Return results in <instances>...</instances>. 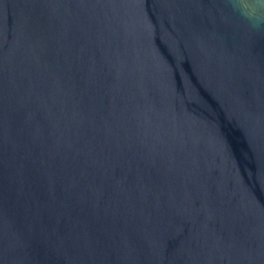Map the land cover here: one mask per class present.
<instances>
[{
	"label": "water",
	"instance_id": "water-1",
	"mask_svg": "<svg viewBox=\"0 0 264 264\" xmlns=\"http://www.w3.org/2000/svg\"><path fill=\"white\" fill-rule=\"evenodd\" d=\"M0 264H264V0H0Z\"/></svg>",
	"mask_w": 264,
	"mask_h": 264
},
{
	"label": "clouds",
	"instance_id": "clouds-1",
	"mask_svg": "<svg viewBox=\"0 0 264 264\" xmlns=\"http://www.w3.org/2000/svg\"><path fill=\"white\" fill-rule=\"evenodd\" d=\"M258 27V25H256Z\"/></svg>",
	"mask_w": 264,
	"mask_h": 264
}]
</instances>
